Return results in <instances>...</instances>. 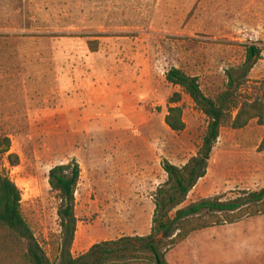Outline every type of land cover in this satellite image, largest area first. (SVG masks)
I'll return each instance as SVG.
<instances>
[{
  "label": "rangeland",
  "instance_id": "rangeland-1",
  "mask_svg": "<svg viewBox=\"0 0 264 264\" xmlns=\"http://www.w3.org/2000/svg\"><path fill=\"white\" fill-rule=\"evenodd\" d=\"M88 42L98 43L97 53ZM252 47L261 55L251 67ZM172 69L198 78L210 99L229 91L238 103L264 102V0H0V139L8 137L19 158L11 165L0 156V170L20 190L22 217L50 264L67 257L49 175L73 160L81 169L73 260L103 264L101 255L83 256L105 243L152 257L136 239L151 235L157 190L168 181L164 167L181 169L195 158L209 126L190 97L166 81ZM174 94L181 102L171 105ZM170 107L182 108L184 132L166 126ZM261 190L264 121L242 130L229 123L206 177L177 210ZM13 240L21 247L0 250V264H32L26 241L0 227V244ZM165 259L264 264V217L208 230Z\"/></svg>",
  "mask_w": 264,
  "mask_h": 264
},
{
  "label": "trees",
  "instance_id": "trees-1",
  "mask_svg": "<svg viewBox=\"0 0 264 264\" xmlns=\"http://www.w3.org/2000/svg\"><path fill=\"white\" fill-rule=\"evenodd\" d=\"M9 39V37H1ZM92 53L98 52L97 42H88ZM261 52L257 48H250L247 55V63L254 66L260 58ZM251 69V68H250ZM233 79V77H232ZM166 81L175 87L181 88L187 94L196 108L208 119L209 126L197 156L193 158L184 168H177L166 164L164 171L168 181L163 186L168 188V195L159 188L156 200L153 226L149 237L138 238L143 247L152 253L151 258H136L133 253L136 249L120 248L118 243H105L94 246L85 256L101 255L99 262L103 264H130L146 261L148 264H168L167 253L183 244L191 235L208 229L236 225L245 220L264 217V190L259 192H245L242 197L227 203L220 199L203 200L177 210L181 207L188 194L196 187L198 182L206 177L209 168L212 151L219 139L221 129L231 123L234 130L246 128L251 121H264L263 96L254 100H246L238 103L229 91H225L216 99L208 98L202 91L198 78L189 77L181 70L172 69L166 75ZM232 86V85H231ZM230 86V87H231ZM264 91V81L260 84ZM181 102V95L174 94L170 99L171 105ZM236 111L235 119L231 113ZM165 124L175 133L184 132L186 129L183 121V110L180 107H170L165 118ZM11 140L8 137L0 139V156H6L11 165L19 162L17 155L11 154ZM15 160V162L13 161ZM81 169L79 164L73 160L66 165H59L50 171L49 185L59 200L58 217L62 229V247L66 249V257L61 264H84L79 260H73L71 248L75 241L77 232V218L75 216V195L80 183ZM21 192L16 184L9 178L5 169L0 170V227L7 229L15 238L26 241L28 252L26 253L32 264H50L48 258L42 254L41 248L35 242L28 226L21 214ZM176 211L173 218L170 214ZM164 235V240L156 243L155 238ZM17 241H11L7 245L0 244L1 253H9L13 247H21ZM110 246H116L115 250ZM105 247H109L106 249ZM165 249L163 253L160 251ZM117 261H111L113 258ZM109 262V263H106ZM111 262V263H110ZM102 264V263H100Z\"/></svg>",
  "mask_w": 264,
  "mask_h": 264
},
{
  "label": "crops",
  "instance_id": "crops-1",
  "mask_svg": "<svg viewBox=\"0 0 264 264\" xmlns=\"http://www.w3.org/2000/svg\"><path fill=\"white\" fill-rule=\"evenodd\" d=\"M232 226H235V225H232ZM220 228H223V227H220ZM213 229H217V228H213ZM208 230H212V229H208ZM208 230H204V231H201V232H197V233H194L193 235L190 236L189 239H187L184 243L186 245V248L189 247V244L198 238L199 235H203L205 232H207Z\"/></svg>",
  "mask_w": 264,
  "mask_h": 264
}]
</instances>
